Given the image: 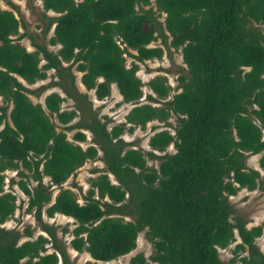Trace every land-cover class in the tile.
<instances>
[{
    "label": "trees",
    "instance_id": "trees-1",
    "mask_svg": "<svg viewBox=\"0 0 264 264\" xmlns=\"http://www.w3.org/2000/svg\"><path fill=\"white\" fill-rule=\"evenodd\" d=\"M151 3L42 0L45 11L56 13H44V32L53 26V34L47 43L32 37L33 50L19 41L27 33H19L15 12L0 6V264H75L56 226L42 219L43 211L73 217L69 245L97 260L131 251L146 228L153 244L150 257L157 264H264V245L256 242L264 219L247 227L229 199L242 187L264 188V0H154L155 10ZM159 36L168 48L181 50L186 64L178 76L181 89L161 100L171 86L165 75H155L147 81L151 91L146 98L152 102H140L144 83L136 73L138 61L162 56L161 45H150ZM73 67L98 98L116 84L122 101L133 104L124 121L108 128L110 118L102 120L88 93L75 84ZM48 69L56 78L28 86L46 78ZM52 85L65 95L51 90L44 105L28 95H40ZM66 97L73 99V107L62 108ZM171 113L177 115L174 133L154 131L148 150L130 146L121 136ZM69 129H75L71 138ZM83 129L92 133L86 146L81 144L87 137ZM171 142L173 152L156 153ZM99 151L105 167L94 169L85 200L61 187L51 201V186H61ZM256 153L258 167L248 165V155ZM148 157L158 158V166H149ZM6 169L17 170L9 184L27 195L25 209L45 233L2 225L18 206L16 194L4 189ZM235 229L241 241L234 244L233 257L224 260L218 248L236 239ZM129 264L150 262L137 252Z\"/></svg>",
    "mask_w": 264,
    "mask_h": 264
},
{
    "label": "rangeland",
    "instance_id": "rangeland-1",
    "mask_svg": "<svg viewBox=\"0 0 264 264\" xmlns=\"http://www.w3.org/2000/svg\"><path fill=\"white\" fill-rule=\"evenodd\" d=\"M13 2L17 8H13L10 4ZM151 5H153V9H156L154 0H152ZM0 6L2 8H12L15 11L16 16L21 21V26L19 29V33L25 31L23 37L19 39V41L25 45L28 49L33 50L35 47L32 45V39L34 38L40 42H48L49 36L53 34V26L49 28L47 33L44 32V27L47 23V16L56 14L53 10L45 11L42 5V0H0ZM149 5H146V7ZM158 11L156 10V13ZM165 13L160 12L158 14V19L162 23H164ZM259 27H262L263 24L255 23ZM18 33L13 35V37H17ZM33 37V38H32ZM170 39V37H169ZM150 45H161L163 47V54L161 57H154L144 59L143 61H138V69L136 71L137 75L143 81V94L140 97V102H152L151 100L146 98V94L151 90L148 87L147 81L155 76V75H165L167 77V82L170 84L171 89L169 91V95L165 98H161V100H165L171 98L172 95L181 89L178 86V76L181 73L186 71V64L183 61L182 53L180 48L170 47L168 48L162 41V37H157L155 40L150 42ZM48 46L53 49H57L59 44L51 45L48 43ZM132 50V49H131ZM127 64L130 63L132 59L131 56L127 55ZM75 77V84L78 89L81 91H86L88 93L89 98L92 102V107L97 111L98 116L104 120V115H107L110 120L107 123L108 128L111 127L112 124L121 122L125 120V114L129 110V108L133 105L130 102H123L122 96L116 86L115 83L111 84L110 93L107 94L103 98H98L94 94V89H86L84 85L80 82V74L81 72L76 70L73 67ZM55 70L48 69L47 77L43 79H38L36 82L29 84L28 86L35 88L41 84L47 83L54 76ZM54 78H56L54 76ZM26 83V82H25ZM27 84V83H26ZM51 90L59 91L60 94L65 95L62 89L58 85H52L46 88L40 95H36L35 93H28L30 98L33 101H40L43 99V93ZM157 96L156 94H154ZM154 104H161V102H153ZM0 104H3L2 97L0 95ZM73 104V99L70 97H66L61 105L62 108H71ZM10 108V107H9ZM52 119L56 120L54 116ZM177 123V115L175 113H171L167 119L158 120L152 119L149 120L144 127L135 126L132 131L125 130L121 136L124 140L129 142L130 146L133 147H141L143 150H148L150 148L148 144L149 136L156 130L167 128L172 133H174V127ZM75 129L67 130L68 137L71 138L72 133ZM86 134V140L82 141V145H87L91 142L92 133L88 129H83ZM175 147L173 142H171L164 151L156 150V153H163L165 151L173 152ZM102 152L99 151V155L96 158L88 159L81 166L77 167L76 170L71 173L66 180L61 183V186L53 184L52 188V199L56 193L59 191L61 187H68L73 190L75 195L77 196L80 202H83L84 195L87 192L88 187L90 186V179L92 176L96 174L94 169H103L105 167V163L101 158ZM258 157L259 153L249 154L247 157V164L250 166L258 165ZM159 159L158 158H147V163L149 166H158ZM16 169H7L4 171L6 176V184L4 185L5 190H11L16 194V203L17 208L14 213L2 223L7 228H17L22 230L25 226H31L34 230V235L39 232H44L40 228L39 221L35 218L34 213L31 211H27L25 209L27 205V195L23 193V191L16 185L9 183V178L11 176L18 177ZM112 181L116 182V179L112 173L109 174ZM8 178V181H7ZM30 184H35V181L29 178ZM261 184L264 186V170L261 171ZM44 182L49 183V177H44ZM230 201L233 203L235 208L234 214H240L244 219L249 220L247 222L248 225L251 223H259L262 219H264V188H256V189H247L241 188L234 195H229ZM119 215V214H114ZM125 219H130L131 216H124ZM42 219L52 223L57 228L58 236L66 243L67 250L70 254V258L73 260L75 264H129L130 257L137 253L143 252L146 256L147 260L150 264H157L156 261L152 260L150 255L153 252V244L146 236V228L139 232L136 239V246L129 252L119 255L116 258L103 261L94 259L89 255V253L85 250L78 251L72 248L69 245V240L72 237L70 230L76 225L75 219L71 216L56 212L52 216H47L45 212L42 213ZM68 227V231L63 232L62 228ZM237 232V229H235ZM45 233V232H44ZM237 239V237H236ZM236 241V240H235ZM235 241L233 240L225 247H219L218 253L219 256L224 260H230L233 257L232 249L234 247ZM256 242L262 246L264 243V233L256 238ZM24 260V259H23ZM236 262L232 263L235 264ZM58 264H61L59 262Z\"/></svg>",
    "mask_w": 264,
    "mask_h": 264
},
{
    "label": "crops",
    "instance_id": "crops-1",
    "mask_svg": "<svg viewBox=\"0 0 264 264\" xmlns=\"http://www.w3.org/2000/svg\"><path fill=\"white\" fill-rule=\"evenodd\" d=\"M8 9H12V8H8ZM13 10V9H12ZM14 11V10H13ZM15 12V11H14ZM28 49V48H27ZM30 50V49H29ZM42 62H43V60H42ZM81 75V74H80ZM99 79H101V77H99ZM80 82H81V80H80ZM81 84H82V82H81ZM83 85V84H82ZM48 92H50V91H48ZM48 92H44L43 93V99L42 100H40L39 102H41L43 105H44V97H45V95L48 93ZM29 95V94H28ZM62 95V94H61ZM2 97V96H1ZM30 97V96H29ZM34 102H37V101H34ZM9 107L11 108L12 107V104L10 103V105H9ZM10 108H8V111L10 110ZM9 119V118H8ZM76 119V118H75ZM74 119V120H75ZM3 126V123L0 125V128ZM82 142V141H81ZM82 144V143H81ZM90 144V143H89ZM83 146H86V145H83ZM254 167H258V165L257 166H254ZM7 170V169H6ZM5 171V170H4ZM261 171H262V169H261ZM15 177V176H14ZM45 177V176H44ZM10 179V178H9ZM6 180V176H5V179H4V181ZM7 181H8V178H7ZM114 182V181H113ZM262 182V181H261ZM6 184V181H5V183H4V185ZM264 187V186H263ZM242 188H246V187H242ZM256 188H259V187H256ZM256 188H254V189H256ZM241 189V188H240ZM248 189V188H247ZM238 191V190H237ZM14 193V192H13ZM237 193V192H236ZM231 195H234V194H231ZM55 197V196H54ZM53 200H54V198H53ZM52 200V201H53ZM60 213V212H59ZM63 214V213H62ZM66 215V214H65ZM69 216V215H68ZM263 220V219H262ZM262 220H261V222H262ZM249 220H247V222H248ZM247 222H246V226L247 227H250V226H252V225H255V224H259V223H261V222H259V223H251L250 225H248L247 224ZM263 233H264V227H263ZM262 235V234H261ZM235 237H237V239H235L234 241H235V243L236 242H239V241H241V239H240V236H239V234H238V231L236 232L235 231ZM234 243V244H235ZM259 245V244H258ZM263 245H264V243H263ZM263 245L262 246H260L261 248L263 247ZM234 254V253H233Z\"/></svg>",
    "mask_w": 264,
    "mask_h": 264
}]
</instances>
